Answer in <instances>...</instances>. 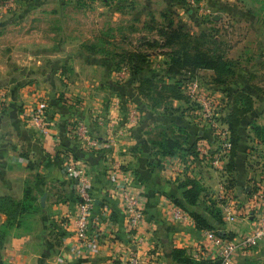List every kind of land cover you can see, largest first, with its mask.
Returning <instances> with one entry per match:
<instances>
[{
	"label": "crops",
	"instance_id": "obj_1",
	"mask_svg": "<svg viewBox=\"0 0 264 264\" xmlns=\"http://www.w3.org/2000/svg\"><path fill=\"white\" fill-rule=\"evenodd\" d=\"M203 5L222 10L216 23H231L227 58L237 66L230 86L254 97L253 110L241 121L238 170L232 175L190 159L191 153L161 152L158 142L172 130L193 139L201 133L199 139L212 140L197 106L171 99L173 111L164 105L151 109L139 95L135 76L114 82L113 59L135 50L137 40H156L149 30L161 27L157 23L185 25L192 34L206 28L181 0H20L14 10L0 14V84L8 88L0 115V196L21 200L28 186L46 195L45 205L40 204L28 226L9 231L0 247V264H128L132 234L143 238L145 264H179L173 258L175 248L195 258H211L216 249L208 236L195 223L176 222L167 213L171 205L183 202L179 182L185 176L205 186L203 207L218 201L223 224L212 230L218 236L240 239L252 230L251 191L264 164L263 137L254 129L264 128V0H206ZM144 50L150 58L142 76L167 73L168 66L161 63L168 50L163 49L166 55ZM196 76L226 102L220 114L230 111L229 96L214 81L215 72L197 69ZM133 107L140 119L128 125ZM31 112L44 113L48 134L30 121ZM79 123H85L92 136L113 142V147L96 152L80 143L75 132ZM72 157L87 164L91 179L95 203L90 221L100 227L96 255H77L73 244L77 238L70 230L80 199L76 181L64 169ZM116 160L133 170L135 190L142 192L147 217L142 229L131 231L128 226L118 180L111 176ZM227 196L232 199L229 208ZM228 210L236 213L234 221L225 219ZM6 219L0 212V228ZM94 234L91 229L89 235ZM234 264H264V241L237 253Z\"/></svg>",
	"mask_w": 264,
	"mask_h": 264
},
{
	"label": "trees",
	"instance_id": "obj_2",
	"mask_svg": "<svg viewBox=\"0 0 264 264\" xmlns=\"http://www.w3.org/2000/svg\"><path fill=\"white\" fill-rule=\"evenodd\" d=\"M181 2L186 6L188 4L187 0H181ZM157 31L163 37L164 42L155 41L156 43H160L161 46H178L177 49H172L167 54V73L155 72L145 77L142 76L149 63L150 55L140 49L120 54L117 58H123L122 61L124 62H116L115 67L117 69L125 65L129 67L130 75L138 79L139 95L147 101V106L151 109L161 106L164 100L171 101V99H183L195 105L187 95L186 87L189 82L197 78V69L213 70L215 72L214 81L225 88L229 96L228 103L232 104L231 110L224 112L220 119L228 124L231 130L233 149L226 169L231 175L234 174L238 170L236 156L241 141V121L254 108V97L250 92L245 89H233L230 86L231 78L235 75L236 62L227 58L225 51L216 48L215 43L217 41L213 38L215 34L212 30H203L199 34H192L185 25L174 26L170 23L159 27ZM202 39L212 44V49L201 50L198 48L199 40L202 41ZM218 43L220 44V42ZM191 44L195 49L194 52L189 51ZM163 77H167L169 82H160L163 81ZM153 92L156 93L157 97L159 96L158 99L151 98L150 94ZM164 106L169 111L170 109L174 110L171 105ZM254 129L259 138L263 137L262 141H264V128L254 126ZM178 131H181V128H178ZM163 135L162 140L158 142L162 149L161 152L164 155H173L178 151L185 154L194 153L197 141L202 134L198 133L195 139L191 134H176V130L164 132ZM233 181L232 178L231 187ZM179 187L182 190L183 202L177 201V204L191 214L197 227L199 229H219L220 225L223 224L222 211L217 206L218 201L202 206L201 198L205 195L206 189L201 181L195 177L185 176L179 182ZM42 193L44 194V192ZM35 195L34 190L28 186L21 200H16L10 196H0V212L7 216L5 224L0 228V247L4 245L12 227H20L39 212L40 205L37 203ZM227 236L228 239L232 238L229 234ZM173 258L179 264H220L219 260L213 258L197 259L184 248H175Z\"/></svg>",
	"mask_w": 264,
	"mask_h": 264
},
{
	"label": "built area",
	"instance_id": "obj_3",
	"mask_svg": "<svg viewBox=\"0 0 264 264\" xmlns=\"http://www.w3.org/2000/svg\"><path fill=\"white\" fill-rule=\"evenodd\" d=\"M20 0H0V14L14 10ZM205 0H187L188 5L195 9V18H201L206 11L203 8ZM207 14V13H206ZM130 74L128 66H122L117 69L115 76L117 79H125ZM186 93L191 101L197 104V111L200 115L202 123L212 131V140L204 142L199 139L195 146V151L190 155V159H200L206 161L209 165L217 170L224 172L226 164L230 158L233 149V140L231 130L228 124L224 123L218 111V102L215 97L206 90L198 79L189 82L186 87ZM8 98V88L0 86V115L2 114L5 102ZM30 121L41 127L44 134L49 133V128L46 124L45 115L43 112H31L29 114ZM140 119V112L136 108H131L127 117V124L131 125ZM75 132L80 143L84 144L89 149L96 152L107 151L113 147V142L105 139H99L92 136L89 127L85 123H79L76 126ZM263 148V145H260ZM263 164V163H262ZM67 176L75 180L74 189L80 201L78 210L73 219L72 229L77 238L76 245L77 255H96L99 250L98 233L99 225L91 223L90 218L94 208V198L91 189V179L88 174L87 164L83 161L72 157L64 165ZM111 176L118 180L119 195L123 202V208L128 216V226L131 231L144 228L147 223L146 213L142 206V192L135 190L134 180L135 175L133 170L128 169L126 165L116 160L111 169ZM252 206L254 208L255 225L250 232L242 236L240 239H223L218 236L216 231L210 229H201L210 239L215 251L211 258L220 261V264H234L235 255L239 252H244L253 249L264 241V164L259 172V179L254 181V186L251 191ZM232 199L227 196V208L230 206ZM167 213L169 217L179 223L196 224L191 214L177 205H171ZM236 213L233 210H228L225 219L234 221ZM94 230V235H89L90 230ZM132 241L129 244L128 264H145L141 253V245L143 238L139 234H132ZM199 259V256H197ZM17 264V263H15Z\"/></svg>",
	"mask_w": 264,
	"mask_h": 264
},
{
	"label": "rangeland",
	"instance_id": "obj_4",
	"mask_svg": "<svg viewBox=\"0 0 264 264\" xmlns=\"http://www.w3.org/2000/svg\"><path fill=\"white\" fill-rule=\"evenodd\" d=\"M61 1H64V0H61ZM82 2L84 1V0H81ZM89 1H91V2H93L94 0H89ZM206 1V0H205ZM86 2V1H85ZM208 3V2H207ZM187 7L189 8V10L192 12V14H193V17H195V9L194 8H192V6H189L188 4H187ZM203 8H204V10L206 11V13L205 14H203V16H200L201 18H196L198 21H200V22H204V23H206V28H204V29H202L201 31H203V30H212L213 32H214V34H215V36L213 37L214 38V40H216L217 42L215 43L216 45V48H218L219 50H223V51H225V54H226V56H227V31H228V29L230 28V25H231V23H228L227 22V19H226V22L224 23V24H222V25H220V24H218V23H216L215 21H216V17L218 16V15H222V10H220V9H210V6H205V5H203ZM215 12H217V13H215ZM215 13V14H214ZM226 15V17H227V14H225ZM215 16V17H214ZM224 16V15H223ZM165 24V23H164ZM164 24H162V22H159V23H157V25H160V26H165ZM174 26H177V25H174ZM214 29V30H213ZM156 30V31H155ZM158 27H156L155 29H153V30H149V31H152L153 32V35H156V40H155V37L154 36H152L151 37V39H149L148 41H142V42H140L139 40H137V42H136V48L135 49H140V50H143V51H145L144 49H151V51L152 52H159V53H161V52H165V55L168 53V52H170L172 49H177L178 48V46L177 45H168V46H161L160 45V43H156L157 41L158 42H161V43H163L164 42V40H163V37L158 33ZM216 30V31H215ZM200 31V32H201ZM140 32H142L141 30H140ZM199 32V33H200ZM199 33H195V34H199ZM156 42H155V41ZM218 42H220V44L218 43ZM131 43V42H130ZM190 48H189V51L191 50L192 52H194V48H193V44H191L190 46H189ZM212 47H213V45L212 44H209L208 42H206L204 39H202V41H200L199 40V47L198 48H200L201 50H207V49H212ZM163 49H167L168 51H167V53H166V51H164ZM150 55V54H149ZM123 60V58H115V59H113V63H114V65H115V63L117 62V63H122V62H124V61H122ZM166 64L167 65V58L165 59V60H163V62L161 63V64ZM157 64H160L159 63V61H157ZM162 75H164V74H162ZM114 78V82H115V80L117 79V77L115 76V77H113ZM116 78V79H115ZM214 78H215V76H214ZM163 79V81H160V82H169V80L167 79V78H162ZM161 79V80H162ZM124 80L125 79H117L116 81H119V82H124ZM0 85H2V84H0ZM3 86V85H2ZM206 88V87H205ZM206 90L207 91H209L210 92V94H212L214 97H215V99L217 100V102H218V111L220 112L221 111V109L223 108V109H225L223 106H224V104H226V102L225 101H222L219 97H217L216 95H215V93H214V91H212L211 89H207L206 88ZM151 95V98H153L154 100H156V99H158L159 98V96L157 97V95H156V93L155 92H153L152 94H150ZM162 105H168V106H170L171 105V101H169V100H164L163 102H162ZM195 106H197V104L195 103ZM156 109V108H155ZM155 111H157V110H155ZM221 115V114H220ZM42 192H44V190L42 191ZM40 194H42V196H44V194L43 193H40V192H38V194H36L35 196L37 197V203L40 205V204H42L41 203V197L39 198V195ZM29 221H30V219L29 220H27V221H25L24 223H23V226L25 227V225L27 224V226H28V224H29ZM11 229H13V227L11 228ZM10 229V230H11Z\"/></svg>",
	"mask_w": 264,
	"mask_h": 264
},
{
	"label": "water",
	"instance_id": "obj_5",
	"mask_svg": "<svg viewBox=\"0 0 264 264\" xmlns=\"http://www.w3.org/2000/svg\"><path fill=\"white\" fill-rule=\"evenodd\" d=\"M45 200H46V195H44V196L41 198V203H42L43 205H45Z\"/></svg>",
	"mask_w": 264,
	"mask_h": 264
}]
</instances>
